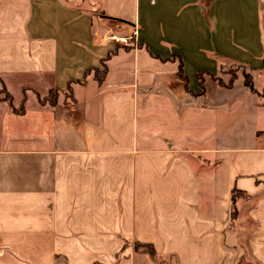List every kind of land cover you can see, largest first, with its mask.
I'll return each instance as SVG.
<instances>
[{"label": "crops", "instance_id": "crops-1", "mask_svg": "<svg viewBox=\"0 0 264 264\" xmlns=\"http://www.w3.org/2000/svg\"><path fill=\"white\" fill-rule=\"evenodd\" d=\"M0 83V264H264V0H0Z\"/></svg>", "mask_w": 264, "mask_h": 264}, {"label": "rangeland", "instance_id": "rangeland-1", "mask_svg": "<svg viewBox=\"0 0 264 264\" xmlns=\"http://www.w3.org/2000/svg\"><path fill=\"white\" fill-rule=\"evenodd\" d=\"M238 73L244 74V71L241 72V70H239L237 68H232V66H226V70L224 72V74L227 75L226 79H228L229 81L234 80ZM252 75L254 77L253 86L256 89L260 90V88L262 86L261 75H259L256 71H253ZM238 86H239V83H238ZM1 90H2V88H1V83H0V91ZM262 92L264 95V87L261 90V93ZM0 96L4 98V93H1ZM261 96H262V94H261ZM239 97L240 96L237 93H234V98H233L234 102H236ZM240 103L241 102H237L236 104L239 105ZM240 108L241 109H240L239 113H236V114L230 116V118H228L229 122L227 125V129L229 130L230 134L232 135L231 137H233L234 139H236L238 137V135H242L244 133L248 134L251 131V129L255 126V124L257 125L259 123V125H260L263 123L262 121H264V117H261L262 119H257L259 121H257V123H254V119H253L254 112L248 110L246 106H242ZM262 130L263 129H260L261 132L259 133V136L262 140V143H264V131H262Z\"/></svg>", "mask_w": 264, "mask_h": 264}, {"label": "trees", "instance_id": "trees-1", "mask_svg": "<svg viewBox=\"0 0 264 264\" xmlns=\"http://www.w3.org/2000/svg\"><path fill=\"white\" fill-rule=\"evenodd\" d=\"M102 64H104V61H102ZM96 75H95V78L96 80L101 83L103 81V75L105 73V68H103V70L100 72V74L97 73V71H95ZM245 85L248 86L249 88H251V81H250V78L248 76L245 77ZM1 93H4V98L0 96V98H3L4 100H6L8 103H10V96L6 93L5 89L2 88V90L0 91V94ZM56 91H52L49 95V98H48V101H50L51 103H53L55 100V97H56ZM262 94V97L264 98V95H263V92L261 93ZM69 97V92L68 94L66 95V97ZM137 250H146V251H153L152 247L149 246V245H146V246H140L138 245L136 247Z\"/></svg>", "mask_w": 264, "mask_h": 264}, {"label": "built area", "instance_id": "built-area-1", "mask_svg": "<svg viewBox=\"0 0 264 264\" xmlns=\"http://www.w3.org/2000/svg\"><path fill=\"white\" fill-rule=\"evenodd\" d=\"M113 39V37H111Z\"/></svg>", "mask_w": 264, "mask_h": 264}]
</instances>
